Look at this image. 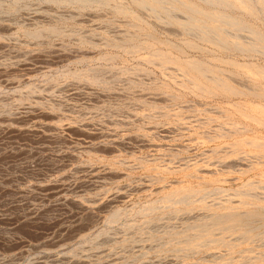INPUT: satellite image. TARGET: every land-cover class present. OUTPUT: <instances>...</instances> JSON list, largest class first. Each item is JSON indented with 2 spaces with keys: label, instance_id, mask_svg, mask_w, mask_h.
<instances>
[{
  "label": "rangeland",
  "instance_id": "1",
  "mask_svg": "<svg viewBox=\"0 0 264 264\" xmlns=\"http://www.w3.org/2000/svg\"><path fill=\"white\" fill-rule=\"evenodd\" d=\"M0 264H264V0H0Z\"/></svg>",
  "mask_w": 264,
  "mask_h": 264
}]
</instances>
